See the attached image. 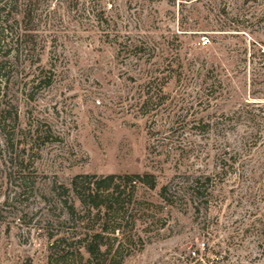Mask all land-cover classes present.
<instances>
[{"label":"rangeland","instance_id":"rangeland-1","mask_svg":"<svg viewBox=\"0 0 264 264\" xmlns=\"http://www.w3.org/2000/svg\"><path fill=\"white\" fill-rule=\"evenodd\" d=\"M31 8L30 44L0 48L1 101L18 115L0 125V264H48L53 241L80 231L60 188L75 176L146 173L157 187L137 190L122 239L141 242L122 264H264V0ZM200 176L195 203L160 201Z\"/></svg>","mask_w":264,"mask_h":264},{"label":"trees","instance_id":"trees-1","mask_svg":"<svg viewBox=\"0 0 264 264\" xmlns=\"http://www.w3.org/2000/svg\"><path fill=\"white\" fill-rule=\"evenodd\" d=\"M22 1L24 9L20 13V23H23V26L14 32L7 22L13 12L12 8H17L19 0H0V48L10 43L17 45L20 41L28 46L33 38L32 32L36 30L35 26L31 25L36 21L32 15L33 0ZM13 21L16 25L18 24L15 19ZM8 55H0L1 127L8 126L9 123L15 125L18 121L17 112L11 114V105L6 103L4 106L1 101L2 88H5L9 82L10 71L6 66L11 64L6 59ZM161 92L162 88L157 93ZM231 117L225 116L227 121H231ZM209 182L210 177L200 176L188 183V187L183 183L181 185L167 184L160 188L158 197L167 207H174L178 202L187 198L195 203L193 200L198 198L199 189L208 186ZM140 187L149 191L155 190L157 187L155 176L148 173L106 176L77 175L71 180L69 188L60 187L64 194L72 195L73 199L69 205L67 201L63 203L70 219L78 222L76 228L80 231L53 241L50 249L53 250L51 254L54 256L49 257L48 264H122L124 258L141 242L138 238L137 241L130 240L127 243L122 239L125 237L124 226L127 223L134 225L136 220L132 214L141 204L136 199V193Z\"/></svg>","mask_w":264,"mask_h":264},{"label":"built area","instance_id":"built-area-1","mask_svg":"<svg viewBox=\"0 0 264 264\" xmlns=\"http://www.w3.org/2000/svg\"><path fill=\"white\" fill-rule=\"evenodd\" d=\"M207 40H203L202 42H201V44H202V46H205L206 44H207Z\"/></svg>","mask_w":264,"mask_h":264}]
</instances>
